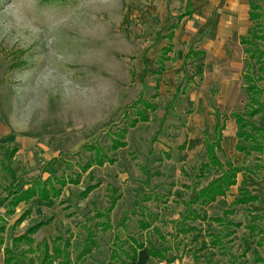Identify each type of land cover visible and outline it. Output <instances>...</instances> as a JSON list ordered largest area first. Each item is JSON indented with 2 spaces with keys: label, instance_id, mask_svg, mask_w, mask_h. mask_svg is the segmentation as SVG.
Listing matches in <instances>:
<instances>
[{
  "label": "rangeland",
  "instance_id": "374dc122",
  "mask_svg": "<svg viewBox=\"0 0 264 264\" xmlns=\"http://www.w3.org/2000/svg\"><path fill=\"white\" fill-rule=\"evenodd\" d=\"M161 6L160 0H0V116L6 133L0 160L17 150L10 180L2 178L0 169V198L6 195L13 177L34 181L81 175L80 185H68L58 200L42 202L35 198L28 205L20 204L8 217L2 210L0 227L5 232L0 234L4 240L0 264H6L4 250L11 247L9 240L42 222L50 224L33 236V247L63 237L71 241V253L83 240L85 227L94 228L97 245L81 264H136L132 261V240L158 249L169 248L166 258L153 264L175 256L177 264H255V253L264 259V236L257 237V232L248 228L249 209L254 206H231L238 195L236 188L204 209L215 218L228 209L235 211L229 220L241 228L229 239L224 238L227 251L213 246L211 237L204 234L208 231L206 223L195 224L203 231L200 238H194L196 233L174 235L172 222L180 218L184 204L194 196L193 176L204 161L203 131L211 132L218 121L208 114L211 108L207 107L208 103L216 104L217 95L210 94L199 76L194 80L192 75L199 68L208 75L215 69L223 71V76L237 73L236 98L224 116L231 120L229 113H243L246 104L239 74L245 57L241 46L230 45L235 71L220 61L210 68L204 58L183 64L190 45L208 49L211 37L206 30L211 20L217 22V14H210L208 24L192 34L185 29L179 32L176 59L157 75L156 60L167 33V21L158 16ZM174 22L172 19L169 25ZM158 83L159 109L151 115V121L129 128L127 147L110 152L116 158L114 165L94 166L83 173L81 167L90 157L87 147L97 143L108 150L112 135L128 128L135 117L132 104L146 87L150 88L146 99L152 100ZM182 83L185 93L164 120ZM213 87L219 93L222 84ZM256 123L264 127V112ZM185 141L188 145L183 150ZM254 155L248 159L249 166L255 164ZM95 185L99 187L87 199H80L87 187ZM113 189L120 196L111 215L114 225L123 212L132 209L137 196H151L152 200L142 202L144 210L130 217L126 230L105 233L98 227L101 220L94 215L96 209L104 211L108 207ZM30 207L31 217L15 226ZM141 221L151 227L141 229ZM221 228L214 223L211 231L217 233ZM116 236L129 244L123 246L125 254L117 251V257L111 259L115 246H121L114 244ZM21 249L27 251L28 247L23 245Z\"/></svg>",
  "mask_w": 264,
  "mask_h": 264
},
{
  "label": "trees",
  "instance_id": "16d2710c",
  "mask_svg": "<svg viewBox=\"0 0 264 264\" xmlns=\"http://www.w3.org/2000/svg\"><path fill=\"white\" fill-rule=\"evenodd\" d=\"M191 14L188 0L185 11L176 16L177 22L169 26V33L164 37L168 41V44L160 51V56L157 59V75H162L166 71V64L172 60L170 55L174 52L172 42L175 30L178 29L180 22ZM250 18L252 25L248 34L241 39L246 56L243 74V90L246 96V104L243 113L233 111L230 114V118L235 120L238 129L236 151L243 153L247 157L256 154L255 164L253 166L246 164L236 165L231 159H222L224 156L222 149L224 125L218 124L213 130V135L205 132L203 134L204 161L196 169V173L193 176L194 185L196 186L195 196L184 204L186 210L180 215V218L172 222L173 228L175 229V236H187L190 233H196L197 235L194 238H200L203 233L202 229L195 226V224L197 222L206 223L208 231H205L204 234L211 237L214 247L220 246L224 252L227 251L224 238L229 239L236 234L237 228H241L240 224H235L229 220V217L234 215L235 211L228 209L223 212L222 217L215 218L209 217L204 209L225 198L231 188L237 185L239 175L243 176V181L239 187L238 195L235 197L231 206L247 207L257 203L258 198L253 196L248 189V184L250 183L248 175L254 179H259L262 173H264V127L258 126L256 123V119L264 111V0L250 1ZM201 55L202 53L199 51L190 50L185 59L189 61ZM159 88L160 83L154 88L156 93L151 97L152 100L146 99V93L150 88H144V91L140 94V98L131 106L134 110L135 117L130 119V121L128 119V128L121 129L115 135H112V143L108 150H105L97 143L87 147V150L90 152V157L87 163L81 167L83 173H86L94 166L103 168L107 164L114 165L116 163V158L110 156V152L116 153L118 150L127 147L125 139L129 128H135L140 123L147 124L151 121V115L159 109V105L156 103L159 97ZM185 89L186 87L183 83L178 87L173 100L167 107L164 120L180 101V96L185 93ZM212 107L215 114H221L216 107L213 105ZM185 146L186 144L181 148L185 149ZM16 153V149L11 150L6 154L3 161H1L2 178H6L5 180H10V176L13 174L10 166L13 164ZM202 180H206L208 182L207 185L202 186ZM80 181V174H76L75 178L49 176L47 179L38 178L34 181L13 177L10 185L5 189L6 195L0 198V221H2L3 216L1 213L3 209L5 210V215L8 217L15 214L16 208L20 204L25 203L28 205L35 198L42 202H49L52 199L58 200L68 185L79 186ZM98 187L99 185L87 187L80 194V199H87ZM112 192L108 207L104 211L96 209L94 215L95 219L101 220L98 227L105 233L116 229L126 230L130 217L137 216V210L139 212L144 210L141 205L142 202H150L152 200L151 196H137L132 209L123 212L118 223L114 225L111 215L120 200V196L117 195L116 189H113ZM32 213L33 209L30 207L16 221L15 226L24 223L31 217ZM249 217V230L252 233L257 232V237L264 236V217L260 215L259 211L254 209H249ZM214 223L222 227L220 229L221 231L217 233L214 230L211 231L212 224ZM49 224L50 222L36 224L24 235L11 238L9 240V242L11 241V247L8 246L4 250L6 264H81L84 258L89 256L93 252V248L97 245L96 231L93 230L94 228L92 229V227L86 226V234L83 240L79 247L72 253L70 251L72 248L71 241L65 240L63 237H55L50 242L44 240L39 245L33 247L35 243L33 236ZM261 225L262 227L260 229ZM139 226L143 230H148L151 224L141 221ZM4 232L5 228L3 226L0 227V234ZM113 241L115 245L121 244V246H115L114 250L110 253L111 259L117 257V251L123 254L125 252L123 246L129 244L127 240L123 241L119 236H116ZM3 244L4 240L0 235V252ZM23 245L28 247L27 251L21 249ZM260 245H263V241L260 242ZM143 249L148 251L153 260L166 258L169 251V248L158 249L152 245L149 246L137 240H132L131 250L133 251V262H137L138 252ZM249 250L247 249V251ZM28 255H32V257L29 258ZM255 255V264H264V259L258 253H255ZM231 258L236 259L233 255H231ZM175 260L176 256L173 260H169V262H175Z\"/></svg>",
  "mask_w": 264,
  "mask_h": 264
},
{
  "label": "crops",
  "instance_id": "0c3cea01",
  "mask_svg": "<svg viewBox=\"0 0 264 264\" xmlns=\"http://www.w3.org/2000/svg\"><path fill=\"white\" fill-rule=\"evenodd\" d=\"M250 1L251 0H189V9L192 12V14L184 18L180 22L178 29H176L174 32V38L172 42L174 46V52L170 55V57L172 58L170 62H174V60L176 59V52L179 50L177 44V41L179 42V44L181 41L179 32L181 33V31L185 29L186 32L192 34V32L195 29L197 28L200 29L204 27L206 24H208L207 20H209L210 14L214 15L216 13L217 14L216 24L214 20H211L206 30V33H210V37H211L209 40L208 49L195 48L193 45H190L188 47L186 54L184 55L183 64L185 65V63L188 62L195 63V61L204 58L207 61L210 68L217 65L218 61H220L224 65L227 66L229 65V67H231V69H229L230 71H235L237 66L233 64L235 61V57H234V51L230 49V45H236V46L239 45L242 47V54L245 57L242 59L244 61V65L242 63V69L239 72L242 78L241 89L243 90V74H244L246 56L244 54V47L241 44V39L248 34V31L252 25V21L250 18ZM187 3L188 0H160V4L162 6L159 9L158 16L160 18H164L167 21L166 24L167 33L163 36V39L166 41V44L161 48V50L168 44V41L164 37L169 33L170 21L172 19H175L177 22L176 16L185 11L187 7ZM190 50L199 51L202 53V55L198 58H193L190 59L189 61H186L185 59L186 55L190 52ZM222 72L221 71L216 72L215 69L213 72L209 73L208 75L205 73V71L202 68H199L198 71H196V73L192 75L194 80H196V78L199 76L200 80L207 85L210 94L217 95L216 104L208 103L207 107L211 108L208 114L215 115L218 118V121L211 128V132L209 130H205L203 131V134L205 132H208L211 135H213V130L218 124L224 125L225 130L223 131V139H222V149L224 156L222 157V159L223 160L231 159L236 165H242V164L249 165L248 159L255 155L247 157L243 153H239L236 151V146L238 144L237 124L235 120H233L232 118H230L231 120H228L227 117L226 118L224 117L226 114V110L229 108L230 104H232V102L236 98V94H237L236 85L238 81L237 79L238 75L237 73H235L232 74L231 76L230 75L223 76ZM216 83L222 84V89L219 91V93H217L213 87V84ZM212 105L220 111L221 113L220 115L214 113V109ZM231 113L232 112L229 113V117ZM203 134H202V145H203ZM4 135H6L5 126L0 116V148L2 149L4 147V143H2V139ZM184 144H186L185 146L186 149L188 145L187 141H185L183 145ZM203 151H204V146H203ZM3 159L4 158H1L0 160L1 176H2L1 161H3ZM239 176L237 180L238 181L237 185L232 187V188H236V190L238 191L241 182L243 181V176L241 181L239 179ZM249 179H250V183L248 184V189L253 196H256L258 198V202L252 204L254 206L253 208L254 210L259 211L260 214H262V216L264 217V173L261 175L259 179H254L252 178V176ZM194 196H195V192H194ZM153 263L154 260L150 257L146 249L140 250L138 252V259L136 264H153Z\"/></svg>",
  "mask_w": 264,
  "mask_h": 264
},
{
  "label": "built area",
  "instance_id": "2783aa9c",
  "mask_svg": "<svg viewBox=\"0 0 264 264\" xmlns=\"http://www.w3.org/2000/svg\"><path fill=\"white\" fill-rule=\"evenodd\" d=\"M157 264H177V263L169 262V261H160V262H157Z\"/></svg>",
  "mask_w": 264,
  "mask_h": 264
}]
</instances>
